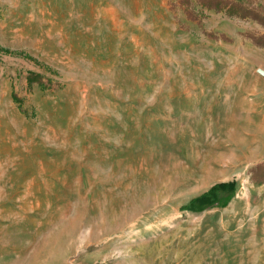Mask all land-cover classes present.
I'll use <instances>...</instances> for the list:
<instances>
[{
    "label": "rangeland",
    "instance_id": "1",
    "mask_svg": "<svg viewBox=\"0 0 264 264\" xmlns=\"http://www.w3.org/2000/svg\"><path fill=\"white\" fill-rule=\"evenodd\" d=\"M260 14L0 0V264H264Z\"/></svg>",
    "mask_w": 264,
    "mask_h": 264
},
{
    "label": "trees",
    "instance_id": "2",
    "mask_svg": "<svg viewBox=\"0 0 264 264\" xmlns=\"http://www.w3.org/2000/svg\"><path fill=\"white\" fill-rule=\"evenodd\" d=\"M229 7V6H228ZM244 13L243 15H249L250 17L255 16V12L252 8L242 6ZM220 10V9H219ZM230 14V12H229ZM264 14H260L259 17H264ZM263 21L262 19L260 22ZM254 43L264 46V36L253 38ZM33 78H29V82H33ZM235 182L224 181L218 182L211 185L204 193L191 199L188 202L187 208L190 210H202L204 208L212 207L218 204L220 198H227L233 194Z\"/></svg>",
    "mask_w": 264,
    "mask_h": 264
}]
</instances>
